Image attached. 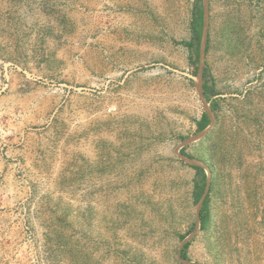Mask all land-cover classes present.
Segmentation results:
<instances>
[{
  "label": "rangeland",
  "instance_id": "obj_1",
  "mask_svg": "<svg viewBox=\"0 0 264 264\" xmlns=\"http://www.w3.org/2000/svg\"><path fill=\"white\" fill-rule=\"evenodd\" d=\"M196 3L0 0V264H264V0Z\"/></svg>",
  "mask_w": 264,
  "mask_h": 264
},
{
  "label": "trees",
  "instance_id": "obj_2",
  "mask_svg": "<svg viewBox=\"0 0 264 264\" xmlns=\"http://www.w3.org/2000/svg\"><path fill=\"white\" fill-rule=\"evenodd\" d=\"M205 12L204 5L202 0H197L195 9L193 11L192 20H191V39L189 41L184 42L185 45L190 49L191 57H195L196 61L199 60L201 43L203 39L204 25H205ZM193 59V58H192ZM197 73V69L195 70ZM207 72L203 73V92L206 98L212 101V97L216 95L213 86L209 85L208 80L206 79ZM216 104H212V109H215ZM211 123V117L208 112H204L202 114L201 119L197 122V130L202 131L206 127H208ZM196 169V183H195V201L199 202L204 194L205 188L207 186L208 174L203 166L193 165ZM209 195L205 197L202 202V207L200 211V220L201 226H205L209 220ZM188 247V243H185L183 247V256L185 257V252Z\"/></svg>",
  "mask_w": 264,
  "mask_h": 264
},
{
  "label": "water",
  "instance_id": "obj_3",
  "mask_svg": "<svg viewBox=\"0 0 264 264\" xmlns=\"http://www.w3.org/2000/svg\"><path fill=\"white\" fill-rule=\"evenodd\" d=\"M206 4L204 5V12H205V15H204V17H205V25H204V32H203V39H202V43H201V47H202V49H203V47H204V44L206 43V37H207V33H206V23H207V13H206ZM203 85V84H202ZM203 88V87H202ZM210 115V114H209ZM211 117V116H210ZM211 121H212V118H211ZM208 128H206L204 131H206ZM209 182H207V186H206V189H205V191H204V193L206 194V192H207V187H208V184ZM203 195V197H202V199H201V205H202V202H203V200L205 199V197H206V195Z\"/></svg>",
  "mask_w": 264,
  "mask_h": 264
}]
</instances>
